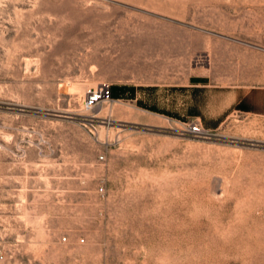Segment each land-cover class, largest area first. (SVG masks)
Returning <instances> with one entry per match:
<instances>
[{
    "label": "rangeland",
    "instance_id": "obj_1",
    "mask_svg": "<svg viewBox=\"0 0 264 264\" xmlns=\"http://www.w3.org/2000/svg\"><path fill=\"white\" fill-rule=\"evenodd\" d=\"M0 264H264V0H0Z\"/></svg>",
    "mask_w": 264,
    "mask_h": 264
},
{
    "label": "built area",
    "instance_id": "obj_2",
    "mask_svg": "<svg viewBox=\"0 0 264 264\" xmlns=\"http://www.w3.org/2000/svg\"><path fill=\"white\" fill-rule=\"evenodd\" d=\"M105 96V91L103 89L102 86H97V87H89L85 93L84 96V100H83V105L85 108L87 109H92L95 106H97L104 98ZM188 131L195 134V135H206L209 133V130L207 128H205L202 123L200 122V120L198 119H192L189 123H188ZM100 159H104L105 158V154L101 153L99 155ZM97 191L100 194H104L105 193V186L103 184L98 185L97 187ZM67 235H63V240L67 239ZM85 238L81 237V241H84Z\"/></svg>",
    "mask_w": 264,
    "mask_h": 264
},
{
    "label": "crops",
    "instance_id": "obj_3",
    "mask_svg": "<svg viewBox=\"0 0 264 264\" xmlns=\"http://www.w3.org/2000/svg\"><path fill=\"white\" fill-rule=\"evenodd\" d=\"M116 95H119L118 93H115Z\"/></svg>",
    "mask_w": 264,
    "mask_h": 264
}]
</instances>
